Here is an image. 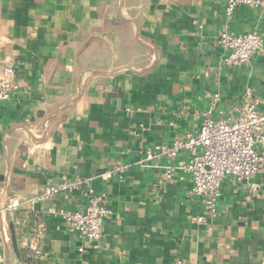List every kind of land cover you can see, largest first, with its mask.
Segmentation results:
<instances>
[{"label": "crops", "instance_id": "crops-1", "mask_svg": "<svg viewBox=\"0 0 264 264\" xmlns=\"http://www.w3.org/2000/svg\"><path fill=\"white\" fill-rule=\"evenodd\" d=\"M227 0H0V69L16 66L18 89L0 104V264H26L14 215L44 226L34 264H264V168L238 183L226 176L217 213L204 223L188 174L146 160V150L196 131L219 94L212 117L233 112L252 91L264 112V54L228 66L215 39L224 30L259 32L264 9ZM115 164L120 176L99 174ZM90 177L107 198L103 234L86 241L52 209L82 210L80 190L37 199L47 185ZM253 185V187H251ZM35 198V199H34ZM29 199H34L32 203Z\"/></svg>", "mask_w": 264, "mask_h": 264}, {"label": "built area", "instance_id": "built-area-1", "mask_svg": "<svg viewBox=\"0 0 264 264\" xmlns=\"http://www.w3.org/2000/svg\"><path fill=\"white\" fill-rule=\"evenodd\" d=\"M236 6L264 9V0H227L225 12L230 15ZM215 46L222 50L221 62L228 66L249 64L255 53L264 54V39L257 31L234 33L224 30L215 39ZM16 66L7 60L0 69V104L10 99L18 89ZM219 94L212 96L209 108L204 112L199 128L186 132L169 144L146 150V160L164 156L176 158L180 152L187 153L186 160H177L164 167L162 180L168 181L175 169L188 174L191 187L187 197L196 196L203 203L204 213L193 218L195 223H204L217 213L220 185L226 176L238 183L249 180L264 168V112L256 109V101L250 88L231 114L212 117ZM126 166L115 164L102 171L99 176L108 179L120 176ZM253 187V185H251ZM80 190L85 200L82 210L67 211L52 209L79 238L97 241L103 234V221L109 214L107 198L91 186V178L76 177L47 185L37 199H49L61 191ZM35 199V198H34ZM34 199H29L32 203ZM23 200L12 196L5 207L7 213L15 215L13 233L17 246L26 256V264H34L42 254L44 226L31 211L19 212Z\"/></svg>", "mask_w": 264, "mask_h": 264}]
</instances>
